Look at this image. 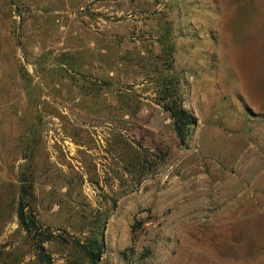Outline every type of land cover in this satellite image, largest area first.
Returning <instances> with one entry per match:
<instances>
[{
	"label": "rangeland",
	"instance_id": "374dc122",
	"mask_svg": "<svg viewBox=\"0 0 264 264\" xmlns=\"http://www.w3.org/2000/svg\"><path fill=\"white\" fill-rule=\"evenodd\" d=\"M37 234L53 264L93 237L97 264H264V0H0V264Z\"/></svg>",
	"mask_w": 264,
	"mask_h": 264
},
{
	"label": "trees",
	"instance_id": "16d2710c",
	"mask_svg": "<svg viewBox=\"0 0 264 264\" xmlns=\"http://www.w3.org/2000/svg\"><path fill=\"white\" fill-rule=\"evenodd\" d=\"M165 110L169 113L172 120L174 130L177 137L181 143H184L185 137L191 125L194 123L193 116L186 110L180 102H175L171 104H166ZM25 203L20 200L17 210V216L19 220V225L27 232L30 233L33 229L37 228L38 221L35 220L33 215L28 214L25 211ZM51 237V234H49ZM35 247H37L39 255V264H53L51 256L47 254L43 242L48 240V238L39 239L38 234L33 236ZM77 247L78 253H81L83 258H69L65 259L64 264H82L83 259H88L91 264H97L103 249V243L100 238L93 237L85 243L73 242Z\"/></svg>",
	"mask_w": 264,
	"mask_h": 264
}]
</instances>
